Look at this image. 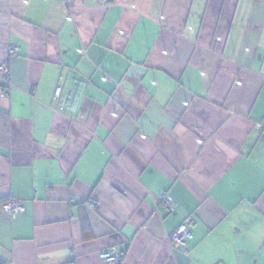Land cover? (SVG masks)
Wrapping results in <instances>:
<instances>
[{
    "label": "crops",
    "instance_id": "1",
    "mask_svg": "<svg viewBox=\"0 0 264 264\" xmlns=\"http://www.w3.org/2000/svg\"><path fill=\"white\" fill-rule=\"evenodd\" d=\"M2 61L0 264H264V0H0Z\"/></svg>",
    "mask_w": 264,
    "mask_h": 264
},
{
    "label": "built area",
    "instance_id": "2",
    "mask_svg": "<svg viewBox=\"0 0 264 264\" xmlns=\"http://www.w3.org/2000/svg\"><path fill=\"white\" fill-rule=\"evenodd\" d=\"M18 48L16 46H12L9 49V54H16ZM0 77L4 83V88L2 89L1 96L6 97L8 95V88L10 87V73L7 62L2 61L0 63ZM61 86H57L53 92V100L56 103L55 109L60 114H65L67 110V102H61ZM60 102L57 104V102ZM264 137V134H263ZM173 199L166 194L163 195V206L166 210H173ZM0 207L8 212H22L24 211V207L20 204V202L14 198H9L0 203ZM191 221L187 219L183 223H181L170 235L169 241L173 248L180 247L185 244L187 239L192 238V232L190 230ZM124 252L116 251L114 249H105L99 253V257L108 264H120L124 260Z\"/></svg>",
    "mask_w": 264,
    "mask_h": 264
},
{
    "label": "trees",
    "instance_id": "3",
    "mask_svg": "<svg viewBox=\"0 0 264 264\" xmlns=\"http://www.w3.org/2000/svg\"><path fill=\"white\" fill-rule=\"evenodd\" d=\"M263 134H264V133H263ZM263 138H264V137H263ZM5 200H6V199H0V203L3 202V201H5ZM120 264H122V263H120Z\"/></svg>",
    "mask_w": 264,
    "mask_h": 264
}]
</instances>
